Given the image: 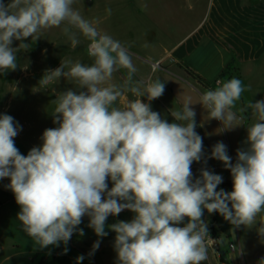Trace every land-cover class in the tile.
Masks as SVG:
<instances>
[{
	"label": "clouds",
	"instance_id": "obj_1",
	"mask_svg": "<svg viewBox=\"0 0 264 264\" xmlns=\"http://www.w3.org/2000/svg\"><path fill=\"white\" fill-rule=\"evenodd\" d=\"M73 3L10 0L5 5L0 0V71L15 70L16 52L29 47L20 43L19 49L13 48V40L36 39L40 29L64 23L88 38V55L94 58L91 66L77 62L69 71L61 63L40 81L46 85L63 76L86 89L79 94L68 90L53 101V122L59 126L43 132L42 147L32 148L27 156L20 154L13 139L18 134L13 117H0V178H10L8 187L21 209L18 220L43 248L66 244L85 215L90 217L89 227L103 237L107 217L128 209L135 213L134 219L110 225L116 233L119 264H201L212 241L201 219L204 209L220 213L235 226L250 225L264 212V100L239 109L241 113L251 109L257 122L248 127L249 147L237 151L234 165L222 142L213 147L212 158L231 171L233 190L217 191L222 177L207 170L193 182L191 165L201 159L202 138L195 131L192 103L185 102L182 110L171 109L179 123L167 122L140 100L147 96L151 101L164 93L163 82L149 79L127 89L138 99L113 107L123 92L114 84L101 85L120 68L128 70L131 82L137 69L128 50L83 19ZM63 31L73 45L79 42L69 27ZM217 85L204 92L199 103L209 119L231 129L238 126L232 109L245 88L237 78ZM108 178L113 182L110 190ZM186 217L185 226H175ZM98 247L97 241L93 249Z\"/></svg>",
	"mask_w": 264,
	"mask_h": 264
},
{
	"label": "rangeland",
	"instance_id": "obj_2",
	"mask_svg": "<svg viewBox=\"0 0 264 264\" xmlns=\"http://www.w3.org/2000/svg\"><path fill=\"white\" fill-rule=\"evenodd\" d=\"M4 1L2 0L3 3ZM212 2L213 0H74L72 8L78 11L83 19L92 23L99 32L110 35L114 40L119 41L128 50L132 63L137 69L131 82H127L128 70L120 68L113 73L110 81L101 85L104 87L114 84L123 92L113 107L122 108L125 103L138 99L131 91L127 90L133 86L134 82L148 81L149 79L155 81L163 74L161 69H170L174 65L169 58H163L160 61V66L156 68L148 62L161 59L160 55L164 49L169 48L173 33L174 38L177 34L180 39L182 34L192 28L195 29L202 19L210 17ZM240 2L239 6L260 5L264 9V0H243ZM65 27H69L70 33H75L76 39L79 41L76 45L71 43L69 35L63 31ZM36 36L39 38L35 39L30 36L23 41L13 40L11 45L13 48L19 49L20 43L28 44L29 47L16 52L17 67L15 70L0 71V117L3 115L13 117V123L18 129L17 136L13 138L14 143L19 153L24 156H27L32 148L42 147V135L46 129L59 126L53 122V113L56 107L53 101L68 90L77 94L86 91L85 88H80L75 79L63 76L42 85L40 81L45 74L59 68L61 63L65 65L64 71H69L70 67L77 62L88 66L94 63V58L90 57L87 51L90 43L88 38L78 29L66 23L59 27L40 29ZM230 58L229 53L220 52L213 43H210L203 45L186 61V64L204 73L213 85L219 77L223 64ZM232 75L235 77V74ZM174 80L180 86V95L176 97L177 99L174 97L172 99L167 97V99H170L171 105L176 110H182L185 102L192 103L189 107L195 112V131L202 138L200 162L213 160L210 148L213 149L217 143L222 142L226 146V154L230 158L237 157L238 150H246L249 147L247 143L248 130L245 129V123L239 118L234 122V125L238 124L233 128L238 137L234 145L229 135V129L225 128L221 121L209 119L208 110L199 103L200 93H204V88L196 82L190 87L176 78ZM227 81L225 80V82ZM241 81L245 91L232 110L237 117L240 115L239 109L242 108L238 102L243 101L246 105L248 102L255 103L264 100V67L255 64L246 67L245 77ZM140 100L143 103L148 102L147 96H141ZM166 120L169 123H179L168 115ZM255 122H257V118L253 115L252 124ZM199 123L203 130L199 128ZM204 135L208 140L204 139ZM204 165L206 166V164ZM201 171L195 169L199 178ZM207 171L217 175H227L228 179L233 181L230 170ZM106 182L107 190H110L113 187V182L110 178ZM9 184V177L0 178V264H30L29 257L37 253L50 254L53 245L42 248L24 232L22 223L18 220V213L21 209L15 198L10 199L9 197L14 194L8 187ZM232 190V187H229L225 192ZM103 197L107 198V191ZM229 207H231L230 204ZM221 218L226 223V231L235 238L237 248L239 247L237 235L240 237L242 246L246 247L245 264H251L250 259L252 258H256L261 264V261L264 260V232L261 231L264 228V212L258 214L250 225L235 226L225 220L222 215ZM89 223L90 217L83 216L81 223L76 226L70 238L73 245L82 237L95 240V243L97 241L104 242L100 236L96 235L94 229L89 227ZM112 224H115L114 219L107 217L105 221L107 235L103 237L115 238L116 234L110 228ZM81 230L83 235H80ZM109 242L110 247L114 250L113 255L109 252L111 261L109 263L115 264L113 256L116 250L112 244V238ZM62 248V251L67 255L70 250L68 245H62ZM86 260L91 262L88 256ZM70 264L78 263L71 262Z\"/></svg>",
	"mask_w": 264,
	"mask_h": 264
},
{
	"label": "crops",
	"instance_id": "obj_3",
	"mask_svg": "<svg viewBox=\"0 0 264 264\" xmlns=\"http://www.w3.org/2000/svg\"><path fill=\"white\" fill-rule=\"evenodd\" d=\"M243 0H213L210 17L202 19L199 25L195 29L187 31L185 34H182V37L179 39L177 34L174 33L171 35V40L169 43V48H165L160 56L161 59L157 61L151 60L148 62L151 65H154L160 62L163 58H169L174 65L170 69H161L162 73L160 78L155 80H160L165 85V90L162 96L157 99L148 100L151 110L160 114L161 118L166 120V116H171V109L176 110L172 105L170 99L175 98L180 95V86L175 82L174 78L178 79L185 83L186 85L193 86L195 82L190 79L185 72L178 67L179 63L185 65L195 53H197L203 45H209L213 43L215 48L220 52H226L230 54V59L225 61L222 66L221 72L226 68L229 63H232L234 68L235 77H227L226 80L232 78H237L239 80L244 79L245 77V68L252 66L253 64L264 67V9L262 6L258 5H241ZM10 0H5L4 4L7 5ZM210 48V47H209ZM192 68L193 66H189ZM193 71L202 75L209 83V79L199 71L198 69L192 68ZM169 74V75H168ZM173 76V77H171ZM194 83V84H193ZM211 84V83H210ZM264 87V85H263ZM201 88V87H200ZM217 87L212 86L208 90H215ZM195 89V88H194ZM208 90H203L204 92ZM168 91V93H165ZM199 91V90H197ZM201 95L203 94L200 93ZM179 100V99H178ZM238 105H241L242 108L246 105L243 101L238 102ZM233 110V109H232ZM242 117V118H241ZM173 118V117H172ZM240 121L245 123V129L248 130V127L252 124L253 113L251 109L241 113L238 117ZM175 120V119H174ZM167 121V120H166ZM201 128V124H198ZM234 128V127H233ZM229 129V135L233 141V144H236L237 141V132L233 129ZM205 140V135L203 136ZM212 153V148H210ZM213 161V162H212ZM208 162L194 161L191 165V170L193 173V182L196 179H199L195 169L199 170H230L226 168L224 163L220 160L213 158V160ZM237 162V157L231 158L230 163L235 164ZM202 164V165H201ZM206 164V166L204 165ZM222 183L217 186V191L223 189L228 191L229 187L233 189V181H230L227 175H222ZM113 186V185H112ZM123 203V201H118ZM113 218L115 223L120 221L130 222L135 217V213L131 210L125 209L121 211L118 215H109L108 218ZM202 221L207 225L208 236H214L217 240V245L211 246L208 243V258L207 260L201 262V264H245L247 252L246 247L242 246L239 235H237L239 247L237 248L235 243V238L233 235L226 231V223L222 220L221 214L218 212L209 213L206 209L203 210V216L201 217ZM188 223V218H185L181 222L179 227H183ZM116 234V233H115ZM116 237V236H115ZM112 238V244L115 245V238ZM110 237H101L103 243L99 242V247L93 249L95 240L90 238L82 237L78 240L74 246H71L72 239L69 240L66 244L64 242H59L58 245H53L51 253L41 254L37 253L29 257L30 264L32 263V258H36L37 261L43 260L47 264H70L71 262H77L78 264H94L93 259L96 260L97 264H110V255L114 254V250L110 247ZM208 238L206 237V240ZM62 245H68L70 249L66 255L62 251ZM234 246V248L231 247ZM83 256V260L77 261V257ZM91 260H86V257ZM115 264H119L117 252L113 256ZM93 258V259H92ZM251 264H259L256 258H252Z\"/></svg>",
	"mask_w": 264,
	"mask_h": 264
},
{
	"label": "trees",
	"instance_id": "obj_4",
	"mask_svg": "<svg viewBox=\"0 0 264 264\" xmlns=\"http://www.w3.org/2000/svg\"><path fill=\"white\" fill-rule=\"evenodd\" d=\"M178 67L180 69H182L185 74L192 79L194 82H196L198 85H200L201 87H203L205 90H208L210 88H212V84H210L202 75H200L199 73H196L195 71H193V69H191L189 66L183 64V63H179ZM234 68L232 66V63H229L226 68L223 70V72L219 75L220 78H226V77H231L232 73L234 72ZM10 199L15 198V195H9ZM1 205V204H0ZM32 263H37V264H47L45 261L40 260L37 261V259L34 257L32 258Z\"/></svg>",
	"mask_w": 264,
	"mask_h": 264
},
{
	"label": "built area",
	"instance_id": "obj_5",
	"mask_svg": "<svg viewBox=\"0 0 264 264\" xmlns=\"http://www.w3.org/2000/svg\"><path fill=\"white\" fill-rule=\"evenodd\" d=\"M160 66V62H158V63H156V64H154V67L156 68V67H159ZM225 80L227 79V77L226 78H224ZM223 78H220V77H218L216 80H215V82H214V84H213V86L214 87H218V85H217V81H221V82H225V80H224ZM187 218V217H186ZM210 238L212 239V241L210 242V245L211 246H215V245H217V240L215 239V237L214 236H210ZM231 247L232 248H234V246L233 245H231Z\"/></svg>",
	"mask_w": 264,
	"mask_h": 264
},
{
	"label": "water",
	"instance_id": "obj_6",
	"mask_svg": "<svg viewBox=\"0 0 264 264\" xmlns=\"http://www.w3.org/2000/svg\"><path fill=\"white\" fill-rule=\"evenodd\" d=\"M72 246H74V245L72 244ZM92 259H93V258H92ZM93 261H94L95 264H97L96 261H95V259H93Z\"/></svg>",
	"mask_w": 264,
	"mask_h": 264
}]
</instances>
